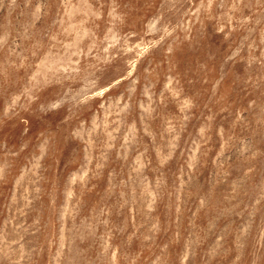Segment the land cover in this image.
Instances as JSON below:
<instances>
[{
	"label": "rangeland",
	"instance_id": "1",
	"mask_svg": "<svg viewBox=\"0 0 264 264\" xmlns=\"http://www.w3.org/2000/svg\"><path fill=\"white\" fill-rule=\"evenodd\" d=\"M0 264H264V0H0Z\"/></svg>",
	"mask_w": 264,
	"mask_h": 264
}]
</instances>
